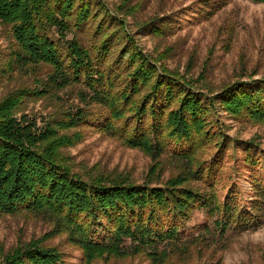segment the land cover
Returning <instances> with one entry per match:
<instances>
[{
	"label": "trees",
	"instance_id": "trees-1",
	"mask_svg": "<svg viewBox=\"0 0 264 264\" xmlns=\"http://www.w3.org/2000/svg\"><path fill=\"white\" fill-rule=\"evenodd\" d=\"M94 1L0 0V216L51 226L0 264H72L75 250L80 264H213L230 227L263 222L264 149L217 117L264 125V76L215 86L182 74ZM170 19L151 31L165 36ZM91 132L146 154L144 178L65 152ZM239 153L252 187L245 203L228 166ZM202 209L213 224L189 232Z\"/></svg>",
	"mask_w": 264,
	"mask_h": 264
},
{
	"label": "rangeland",
	"instance_id": "rangeland-1",
	"mask_svg": "<svg viewBox=\"0 0 264 264\" xmlns=\"http://www.w3.org/2000/svg\"><path fill=\"white\" fill-rule=\"evenodd\" d=\"M94 2L106 6L104 11L108 20H126L128 33L144 52L154 55L164 52L169 56L165 63L182 74L188 72L195 77L204 75L203 78L215 86L228 83L237 76H245V80L252 75L255 78L264 76V3L252 0ZM124 2H127V9L121 7ZM168 16L173 18L170 19L173 21L170 31L165 36L155 35L151 31L153 21H159L160 24V20ZM6 45L4 29L0 26V49ZM3 92L4 87L0 86V96ZM217 118L231 136L242 140L254 139L264 149L263 124L236 122L223 112ZM65 152L73 156L76 162H86L91 166L98 162L109 170L132 172L140 181L151 162L142 151L125 147L113 138L94 132L89 133L80 143L66 146ZM240 158L239 153L238 161L230 159L228 166L229 172L236 175L240 201L245 203L251 196L252 187L249 171ZM226 192L223 190L222 195ZM206 224H213V220L202 209L194 214L188 230L198 231ZM50 228L36 217L1 215L0 262L14 248L31 238L38 239L49 232ZM227 232V237H219L215 245L218 253L213 264H264V217L256 229L235 231L230 227ZM61 241L62 238H57L54 243L60 244ZM80 261L81 254L75 250L71 262L80 264ZM119 264L147 263L127 260Z\"/></svg>",
	"mask_w": 264,
	"mask_h": 264
}]
</instances>
